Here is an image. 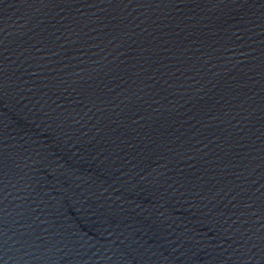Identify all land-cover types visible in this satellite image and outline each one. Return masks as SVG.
I'll use <instances>...</instances> for the list:
<instances>
[{
    "label": "water",
    "instance_id": "water-1",
    "mask_svg": "<svg viewBox=\"0 0 264 264\" xmlns=\"http://www.w3.org/2000/svg\"><path fill=\"white\" fill-rule=\"evenodd\" d=\"M0 264H264V0H0Z\"/></svg>",
    "mask_w": 264,
    "mask_h": 264
}]
</instances>
